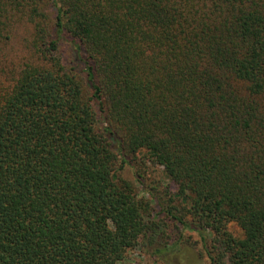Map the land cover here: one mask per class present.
<instances>
[{
  "label": "trees",
  "instance_id": "16d2710c",
  "mask_svg": "<svg viewBox=\"0 0 264 264\" xmlns=\"http://www.w3.org/2000/svg\"><path fill=\"white\" fill-rule=\"evenodd\" d=\"M187 233L264 264V0H0V264Z\"/></svg>",
  "mask_w": 264,
  "mask_h": 264
},
{
  "label": "rangeland",
  "instance_id": "374dc122",
  "mask_svg": "<svg viewBox=\"0 0 264 264\" xmlns=\"http://www.w3.org/2000/svg\"><path fill=\"white\" fill-rule=\"evenodd\" d=\"M152 170V166H150ZM150 170V174H151ZM149 172V170H148ZM125 178L129 180H134V172L130 168H126L124 171ZM150 178H158V174L154 173L149 176ZM186 243L182 246L179 253L173 252L167 254V259L169 264H208L207 258L203 254V249L200 243L197 242V237L195 234L187 233ZM125 264H165L164 262L157 260L155 257L148 255L145 251L141 249L133 250L128 253L127 261Z\"/></svg>",
  "mask_w": 264,
  "mask_h": 264
}]
</instances>
